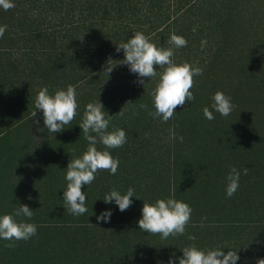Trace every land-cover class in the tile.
I'll return each instance as SVG.
<instances>
[{"label":"trees","instance_id":"16d2710c","mask_svg":"<svg viewBox=\"0 0 264 264\" xmlns=\"http://www.w3.org/2000/svg\"><path fill=\"white\" fill-rule=\"evenodd\" d=\"M12 2L13 9L0 8V25H7L0 38V216L27 205L33 218L17 219L36 224L38 233L14 248L0 239V264H169L170 258L179 264L181 249L193 245L220 248L225 255L237 251V264L264 259V84L263 90L257 87L250 73V64L264 71V0ZM175 4L176 12L170 11ZM142 18L154 25L138 26ZM256 20L263 32L256 27L250 41ZM135 32L165 49L172 47V34L184 37L187 47L174 49V62L203 69L194 77L195 100L177 107L167 122L149 114L155 112L152 93L159 75L143 78V87L138 74L119 64L124 51L116 47ZM242 40L247 49L240 47ZM202 41H207L203 50ZM69 85L76 88L78 114L53 134L35 101L42 88L54 95ZM217 91L236 105L227 118L211 108ZM97 101L114 116L108 131L123 129L127 143L109 150L119 160L117 174L99 171L83 186L88 212L73 216L64 208L66 169L88 148L79 125L86 105ZM205 107L214 120L204 117ZM169 129L183 143L170 139ZM97 149L105 150L102 144ZM231 167L241 176L228 198ZM129 188L135 195L126 211L103 201L110 191L126 194ZM169 198L193 209L185 235L162 239L140 230L143 204ZM108 210L110 221L98 223L96 217Z\"/></svg>","mask_w":264,"mask_h":264},{"label":"clouds","instance_id":"9594fccd","mask_svg":"<svg viewBox=\"0 0 264 264\" xmlns=\"http://www.w3.org/2000/svg\"><path fill=\"white\" fill-rule=\"evenodd\" d=\"M14 7L12 0H0V8L4 11ZM6 30L7 25H0V38H3ZM168 42L172 47L158 48L142 32H135L132 39L116 47L117 52L121 49L124 51L125 58L119 64L127 65L131 73L138 74L137 83L143 87L145 85L143 78H148L149 81L159 75V82L152 93L155 112L149 114L153 118H162L163 122L173 118L177 107H183L186 101L195 100L191 91L195 84L194 77L203 75V69L198 66L193 67L187 62L178 65L174 62V49L187 47V40L184 37L172 34ZM206 44L207 41L201 42L202 50ZM155 66L163 68L164 71L158 73ZM111 71L112 69L109 72ZM212 99L211 108L224 118L229 117L236 108L232 98L221 91H217ZM142 107L147 109V105ZM35 108L42 110L43 122L49 132L53 134L62 132L78 114L79 103L75 86L69 85L66 90H57L54 95L49 94L47 87L42 88L36 98ZM122 114L121 110L117 115ZM203 114L209 121L215 119L213 111L208 107L203 109ZM32 116H36V111ZM113 117L104 111L100 101L88 103L85 107L79 127L88 142V148L82 157L69 161L65 175L67 186L63 194L64 208L73 216H81L88 212L87 197L85 192L81 191L83 186L91 185L99 171H108L110 175L117 174L119 160L113 158L109 150L122 148L127 143V134L119 128L108 131ZM169 138L179 140L181 143L184 139L182 136H177L173 129H169ZM97 144H102L105 150H98ZM248 173L249 169L244 168L243 174ZM240 176L241 171L231 167L227 176L228 198L239 189ZM134 195L133 188H129L126 194L112 190L104 196L103 201L106 204L115 201L119 211L124 212L132 205L131 198ZM192 211L190 205L185 202L172 198L158 199L154 204H143L142 218L138 221V226L145 233L159 234L162 239L182 236L185 235L191 221ZM34 212L27 205H17L14 214L0 216V239L9 241L6 247L14 248L16 242H27L37 235V225L26 222L33 218ZM111 215L110 210L103 211L96 217L97 222L107 223ZM20 217L26 220H18L17 218ZM188 239L195 240L196 237L190 235ZM181 250L183 256L179 258V264H237L240 259L237 251L234 250L228 251L226 255L220 248L204 251L195 245ZM169 264H175V259L170 258ZM257 264H264V259H258Z\"/></svg>","mask_w":264,"mask_h":264},{"label":"rangeland","instance_id":"374dc122","mask_svg":"<svg viewBox=\"0 0 264 264\" xmlns=\"http://www.w3.org/2000/svg\"><path fill=\"white\" fill-rule=\"evenodd\" d=\"M41 8H42V4L41 5H39V10H41ZM45 9L46 10H51V8L49 7V6H47V7H45ZM175 10V12H176V4H175V9H174V7H171V9H170V11H174ZM49 13V12H48ZM137 20V19H136ZM124 21L125 22H131V20L129 19V18H127V17H125L124 18ZM145 19H140V22H139V24H137L138 26H142V27H144V28H151L154 24H153V20H151L150 22H148L147 24H145ZM260 22H259V20H256L255 22H254V24L255 25H253L252 26V28L250 29V35H251V39H250V41L252 40V37H253V33H254V31L256 30V27L257 28H259L260 26H257L258 24H259ZM49 24V23H48ZM48 24H46V25H48ZM53 24H54V26H57L58 24L55 22H53ZM260 29V28H259ZM260 31L261 32H263L261 29H260ZM238 43H239V45H240V47L241 48H244V49H247V47H248V42L246 43V41H238ZM249 46H250V48L252 47V45L251 44H249ZM261 62H262V64L264 63V58L263 59H261ZM251 66H252V68H253V71L252 72H250L251 73V75L255 78V79H257V81H258V83H259V85L260 86H257V87H261V89L263 88V86H262V84H264V76H263V73H264V71L258 66V67H254L252 64H250ZM260 66H262V65H260ZM219 68V67H218ZM218 81V80H217ZM219 88H221V89H225L224 87H222V86H220ZM220 89V90H221ZM258 89V88H257ZM263 90V89H262ZM263 93H264V90L262 91Z\"/></svg>","mask_w":264,"mask_h":264}]
</instances>
